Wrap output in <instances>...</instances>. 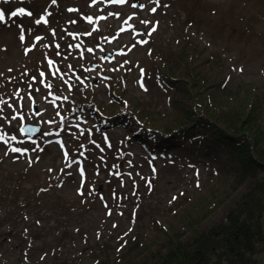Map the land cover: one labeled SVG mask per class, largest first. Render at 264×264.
<instances>
[{
  "label": "rangeland",
  "instance_id": "374dc122",
  "mask_svg": "<svg viewBox=\"0 0 264 264\" xmlns=\"http://www.w3.org/2000/svg\"><path fill=\"white\" fill-rule=\"evenodd\" d=\"M140 1L0 0V264H99L107 246L119 264L135 234L190 241L186 211L217 203L198 225L208 231L255 186L234 188L238 163L215 140L151 125L180 117L187 62L215 84H252L264 119V0ZM25 123H42L41 137L25 139Z\"/></svg>",
  "mask_w": 264,
  "mask_h": 264
},
{
  "label": "trees",
  "instance_id": "16d2710c",
  "mask_svg": "<svg viewBox=\"0 0 264 264\" xmlns=\"http://www.w3.org/2000/svg\"><path fill=\"white\" fill-rule=\"evenodd\" d=\"M223 31L225 34L227 29ZM233 31L237 33V29ZM233 38L228 34V40ZM183 80L185 98L181 101L185 108L180 117L168 127L155 120L153 128L178 131L189 139L215 140L238 163L234 188L238 189L250 177L256 184L243 196L236 210L208 231L200 230L198 225L217 209V203L209 204L210 211L196 219L191 209L186 211L183 220L192 233L190 241L171 228H162L163 242L155 241L148 246L142 233L135 234L119 264H139L138 259L145 252L159 264H256L254 256L258 248L264 251V183L258 178L264 173L262 93L248 82L230 86L224 80L215 84L207 72L197 71L191 63L185 66ZM44 212L53 218L58 214L47 208ZM108 248L101 249L99 264H108Z\"/></svg>",
  "mask_w": 264,
  "mask_h": 264
},
{
  "label": "snow or ice",
  "instance_id": "6c2138e0",
  "mask_svg": "<svg viewBox=\"0 0 264 264\" xmlns=\"http://www.w3.org/2000/svg\"><path fill=\"white\" fill-rule=\"evenodd\" d=\"M56 2V0H53V3H55ZM116 2H118V3H125L126 2V0H116ZM155 2L157 3V4H159V0H155ZM156 8H152V9H150V11L151 12H156ZM23 12H24V10L23 9H20V13L21 14H23ZM12 15L13 16H15V15H17V13H15V12H13L12 13ZM28 15H31V13H28ZM2 20H4V13H3V11H0V21H2ZM37 23H40V21L38 20L37 21ZM144 23H148V22H144ZM156 31V28L155 27H153L152 28V30H151V32H155ZM151 32H149V35H151ZM20 39L23 41V39H24V37H23V35H21V37H20ZM139 43H141V44H144V43H147V41L145 40V41H140ZM57 47H59L58 45H57ZM88 51H92V49H89ZM49 63L51 64L52 62L51 61H49ZM240 71H243V69L241 68V69H239ZM141 73L143 74V70H141ZM44 74L43 73H41V76H43ZM53 75H55V73H53ZM142 87H143V85H141ZM47 87H50V85H47ZM66 99V98H65ZM0 103H2V101H0ZM22 118V117H21ZM3 137H0V139H2ZM13 139H15V137H13ZM5 143H7V141H5ZM94 143V142H93ZM110 146V145H109ZM12 151H19L18 149H12ZM5 154H7V153H5ZM65 156H67V152H65ZM71 163H72V161H70L69 162V167L71 166ZM153 171H155V169H153ZM80 174H81V176H83V174H84V169L81 167L80 168ZM197 175H199V173H197ZM148 185H149V187H151V180H149L148 181ZM198 187H199V185H197ZM78 192H79V194L81 195V196H83L84 195V192L82 191V186H81V189H78ZM135 194V193H134ZM173 200H176L177 199V197H173L172 198ZM170 203H171V201H170ZM105 207H107V205H105ZM112 213L109 211L108 212V215H111ZM157 223H159V222H157ZM113 227H116V225H113ZM125 236H127L128 235V233H125L124 234ZM121 239H123V237H121ZM123 247V246H122ZM119 250H121V249H118V251Z\"/></svg>",
  "mask_w": 264,
  "mask_h": 264
},
{
  "label": "water",
  "instance_id": "95a60500",
  "mask_svg": "<svg viewBox=\"0 0 264 264\" xmlns=\"http://www.w3.org/2000/svg\"><path fill=\"white\" fill-rule=\"evenodd\" d=\"M108 56L112 58V55L109 54ZM93 68H96V64L93 65ZM37 109H38L37 106H35L36 111ZM41 128H42L41 126H34V125L27 124L24 127V132L28 138H33L41 131Z\"/></svg>",
  "mask_w": 264,
  "mask_h": 264
}]
</instances>
